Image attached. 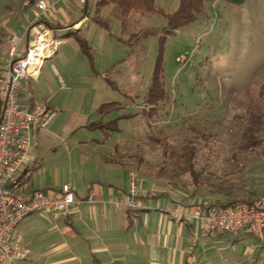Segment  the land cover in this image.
Here are the masks:
<instances>
[{"label":"rangeland","instance_id":"obj_1","mask_svg":"<svg viewBox=\"0 0 264 264\" xmlns=\"http://www.w3.org/2000/svg\"><path fill=\"white\" fill-rule=\"evenodd\" d=\"M67 1L66 9L74 18L87 6L88 21L80 34L88 40L92 59L69 36L60 60L48 58L42 67V105L57 111L53 122L62 118L76 126L72 142H87L68 164L63 146H58L60 139L47 132L48 139L42 135V153L60 155L57 166L62 178L80 177L97 152L111 160L104 173L116 185L123 186L129 172H135L141 184L151 181L180 203L250 201L264 194V0L242 4L205 0L195 21L166 37L163 66L168 97L150 117L143 111L155 109L146 104L145 95L160 37L152 34L135 43L130 38L141 28L164 26L166 19L133 11L123 27L117 5L98 9V0L82 6L79 0ZM156 4L172 12L179 0H156ZM6 7L7 0H0V57L6 54L3 45L8 40ZM96 14L108 21V27L93 20ZM74 26L70 24L68 31L77 30ZM61 35L65 37L62 33L58 38ZM103 103L118 105L104 117L116 127L107 135L86 126L99 118ZM93 138L102 140L99 148H94ZM33 238L37 251L21 264H72V251L57 254L47 237ZM231 239L217 247L214 264H264V236L241 232Z\"/></svg>","mask_w":264,"mask_h":264},{"label":"crops","instance_id":"obj_2","mask_svg":"<svg viewBox=\"0 0 264 264\" xmlns=\"http://www.w3.org/2000/svg\"><path fill=\"white\" fill-rule=\"evenodd\" d=\"M50 2L56 7L51 9L41 21H49L58 26L56 29L51 27L56 38L62 33L65 34V37L63 35L59 37L62 44L50 57L59 61L62 45L70 41V38H67L69 36L66 35L69 25L74 24V27L82 32L83 26L88 21V14L84 13L74 18L72 10L66 9L69 4L67 0H50ZM16 5H19V10ZM82 8L86 10L85 6ZM6 9L8 14L4 18V26L8 40L7 44L3 45L6 54L0 57V70L3 60L8 56L13 45H17L19 51L26 49L39 32L40 24L33 23L36 10L34 0H7ZM13 38L16 39V43L12 42ZM59 78L62 79L60 75L58 80ZM28 90L32 93V97L28 98L26 91L23 92L22 97L30 108L36 110L38 107H43L42 70L38 81L27 82ZM54 117L45 128H37L33 134V146L23 168L22 188L28 192L34 190L50 192L58 190L64 183H70L76 188L79 198H87L89 192L93 190L102 201L84 202L66 218L53 220L43 213H33L26 217L27 219H24L16 230L22 239V244L30 249V254L37 251L33 236L35 238L42 236L55 243V253L72 251L70 257L72 264H198V259H201V264H214L213 255L217 254L216 250L228 244L234 235L222 233L216 236L204 235L194 221H177L170 209L184 203L176 201L157 184L151 181L148 183L145 179L142 184L140 183V194L137 197L139 206L127 207L124 202L129 178L122 183L123 186L116 185V180L115 182L108 180L109 177L106 178L104 170L110 166L111 160L97 152L94 153L93 161H89L90 169L80 177L77 175V177L62 178L57 166L60 155L57 153L50 156L49 153H42V135L48 139L46 134L49 133L60 139L58 146H63L64 152L68 155V164L75 156L76 149L80 145H86L87 142L83 140L72 142L76 126L63 123L62 118L53 122ZM93 140L94 148L102 145L101 139L93 138ZM117 153L122 155V151ZM47 161L50 162L49 165ZM195 231L196 236H194ZM67 235H71V240H66ZM190 257H194V260L189 259ZM26 258L16 260L12 264H21V260Z\"/></svg>","mask_w":264,"mask_h":264},{"label":"built area","instance_id":"obj_3","mask_svg":"<svg viewBox=\"0 0 264 264\" xmlns=\"http://www.w3.org/2000/svg\"><path fill=\"white\" fill-rule=\"evenodd\" d=\"M34 1L33 23H40L39 32L24 50L19 51L17 45H13L0 70V264H12L30 254V249L22 244L16 230L29 215L43 213L56 220L70 216L84 202L102 201L93 190L87 198H79L76 188L70 183L50 192H28L22 188L23 168L33 146V134L37 128H45L56 114L54 109L45 105L31 109L22 94L26 91L27 97H32V93L27 91V82L39 80L46 59L52 57L62 44V40L54 36L53 29L41 21L51 9H55V4L50 0ZM79 2L84 5L86 0ZM12 42L17 41L13 38ZM59 81L64 84L61 78ZM140 181L137 173L130 172L124 202L127 207L139 206ZM170 211L179 222L194 221L204 235L244 232L264 236V194L250 201L225 206L210 202L178 204ZM189 259L194 260V257Z\"/></svg>","mask_w":264,"mask_h":264},{"label":"trees","instance_id":"obj_4","mask_svg":"<svg viewBox=\"0 0 264 264\" xmlns=\"http://www.w3.org/2000/svg\"><path fill=\"white\" fill-rule=\"evenodd\" d=\"M205 0H179L178 7L172 12H166L161 6L156 4V0H98L96 6L98 9L107 5H117L120 9L122 15V25L123 27L127 26L130 15L133 11L139 12L141 14H158L163 16L166 19V24L161 27L153 28H141L138 32L133 33L130 38V43H135L142 39L143 37L156 34L160 37V52L158 59L155 64V68L151 77V81L148 87V91L145 95V102L149 105L151 109L149 111H143L144 114L150 117L154 112L156 113V107L159 102L164 101L168 97V92L166 89L165 79H164V66H163V51H164V42L168 35L174 34L177 29L187 25L197 19L198 13L201 12L202 6ZM236 4H242L244 0H230ZM87 3V0L86 2ZM85 14L87 13V6ZM93 20L103 26L108 27V21L96 14L93 17ZM48 26L56 29L58 26L53 25L49 21L46 22ZM67 36H73L80 46L81 50L92 59L91 47L88 43V40L80 34V30L67 31ZM109 81V79H107ZM117 104L103 103L99 108V118L86 124L90 129H101L107 135L111 130L115 129L114 122L105 121L104 117L110 113L111 109L117 108ZM2 115V101L0 99V120ZM238 201H249V199H229L228 201H215L213 202L219 206H225L229 204L236 203Z\"/></svg>","mask_w":264,"mask_h":264}]
</instances>
